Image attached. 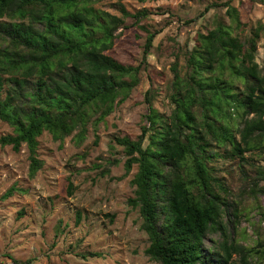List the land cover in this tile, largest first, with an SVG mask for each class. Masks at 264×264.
Listing matches in <instances>:
<instances>
[{
  "label": "rangeland",
  "instance_id": "1",
  "mask_svg": "<svg viewBox=\"0 0 264 264\" xmlns=\"http://www.w3.org/2000/svg\"><path fill=\"white\" fill-rule=\"evenodd\" d=\"M93 8L122 19L104 54L139 67L137 83L104 120L96 123L99 114L90 113L84 131L76 128L56 141L43 131L36 138L42 165L33 175L25 144L18 152L0 145V264H157L145 254L149 237L138 207L128 203L135 197L137 164L126 170L128 157L117 140L136 141L148 127L150 110L171 116V97L176 84L183 85L192 73L188 58L199 49L201 35L220 30L236 38L242 47L235 63L252 60L264 75V7L259 0H104ZM121 9L142 15L137 21L123 18ZM152 33L156 36L144 57ZM209 77L222 91L241 98L242 79L220 69ZM8 85L4 81L0 100ZM221 106L216 125L239 141L242 112ZM11 134L13 128L0 119V138ZM219 137L208 136L207 167L227 190L214 186L229 206L223 224L235 243L257 252L251 264H264V139L260 145L253 141L240 158L231 157V145ZM208 238L218 239L216 234Z\"/></svg>",
  "mask_w": 264,
  "mask_h": 264
},
{
  "label": "trees",
  "instance_id": "2",
  "mask_svg": "<svg viewBox=\"0 0 264 264\" xmlns=\"http://www.w3.org/2000/svg\"><path fill=\"white\" fill-rule=\"evenodd\" d=\"M101 1L0 0V20L6 19L0 21V93L4 81L9 83L0 100V119L13 128V134L0 138V145L18 152L25 144L31 175L42 165L36 138L43 131L55 141L76 128L84 131L90 113L99 114L96 123L104 120L137 83L139 67L121 65L104 54L123 21L95 10ZM259 2L264 7V0ZM121 15L137 21L142 13L121 9ZM155 36L146 38L144 57ZM199 37V49L188 58L192 73L183 85L176 84L171 97L175 105L171 116L150 110L148 127L136 141L117 140L128 157L126 170L137 164L135 197L128 203L138 207L141 228L149 237L145 254L157 264H251V254L257 252L235 243L223 224L229 206L214 186L227 190L210 174L207 150L208 136L218 134L221 142L231 145V157L243 158L253 141L261 144L264 75L252 60L235 63L242 47L236 38L220 30ZM217 69L242 79L241 98L211 82L209 75ZM221 105L242 112L239 141L216 125ZM215 234L218 239L209 240Z\"/></svg>",
  "mask_w": 264,
  "mask_h": 264
}]
</instances>
